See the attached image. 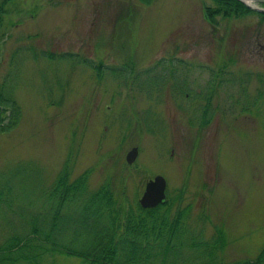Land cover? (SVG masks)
I'll return each mask as SVG.
<instances>
[{"label": "rangeland", "instance_id": "rangeland-1", "mask_svg": "<svg viewBox=\"0 0 264 264\" xmlns=\"http://www.w3.org/2000/svg\"><path fill=\"white\" fill-rule=\"evenodd\" d=\"M211 4H8L0 26V86L4 93L12 88L20 116L0 133V175L21 183L12 221L19 222V213L29 220L47 205L45 192L69 160L71 179L86 170L89 190L108 185L125 205L137 204L146 182L162 175L163 202L187 208L190 226L203 227L206 236L222 228L225 261L256 257L264 246V20L218 18L212 26L203 12ZM128 17L127 31L114 39ZM41 50L81 58L51 60ZM128 52L136 69L163 60L175 73L159 90L126 85L109 68L119 67ZM83 57L92 66L101 62V74ZM4 111L7 123L10 109ZM133 146L138 154L127 164ZM8 227L1 224L0 232L9 235ZM43 264L82 263L55 255Z\"/></svg>", "mask_w": 264, "mask_h": 264}, {"label": "trees", "instance_id": "trees-1", "mask_svg": "<svg viewBox=\"0 0 264 264\" xmlns=\"http://www.w3.org/2000/svg\"><path fill=\"white\" fill-rule=\"evenodd\" d=\"M12 1L0 0V26ZM138 1L148 4L152 0ZM211 2V5L203 6V12L212 26L218 23V18L238 19L256 15L260 21L264 20L263 12L249 9L239 1ZM125 11L126 15L131 12L130 8ZM119 19L117 22L123 21ZM131 19L128 17L122 22L114 39L122 37L120 32L125 34V26L129 27ZM2 38L0 33V41ZM121 48L127 49V46L122 45ZM40 53L51 60L81 58L71 52L56 54L41 50ZM133 58V53H130L119 67H110L112 77L121 79L126 85L141 83L142 88L153 84L154 89L159 90L175 73L173 66L168 71L163 60H158L150 68L136 69ZM81 61L92 64L85 57ZM101 64L91 65L99 75ZM141 79L144 80L139 82ZM158 80H162L160 85L156 83ZM6 108L10 111L7 123H4L2 113ZM19 116L20 109L12 96V88L4 93L0 86V133L12 127ZM202 123L204 125L206 121ZM68 162L45 192L47 205H42V210L33 211L29 220L19 213L21 218L17 223L10 215L15 210L13 207L18 205L15 201L22 199L18 189L21 183L14 185L13 176L5 178L0 175V226L4 223L9 226L7 232H11L7 233L9 235L2 230L0 232V264H43L46 256L55 258V255L77 257L82 264H240L225 261L222 251L226 238L221 227L215 226L213 232L206 236L203 227L194 228L188 224L191 217L188 209H174L171 199L154 208H142L138 203L134 206L123 204L108 185L91 191L88 189V171L71 179ZM2 234L4 237L1 239ZM242 264H264V246L253 260Z\"/></svg>", "mask_w": 264, "mask_h": 264}, {"label": "water", "instance_id": "water-1", "mask_svg": "<svg viewBox=\"0 0 264 264\" xmlns=\"http://www.w3.org/2000/svg\"><path fill=\"white\" fill-rule=\"evenodd\" d=\"M243 3L247 8L257 12L264 13V0H236ZM138 154V147H131L126 155L125 161L127 164H132ZM166 180L162 175H155L152 179H149L144 187L141 197L138 200L139 205L142 208H154L165 199Z\"/></svg>", "mask_w": 264, "mask_h": 264}, {"label": "flooded vegetation", "instance_id": "flooded-vegetation-1", "mask_svg": "<svg viewBox=\"0 0 264 264\" xmlns=\"http://www.w3.org/2000/svg\"><path fill=\"white\" fill-rule=\"evenodd\" d=\"M199 91V89H197V92ZM186 96H188V93L187 94H185Z\"/></svg>", "mask_w": 264, "mask_h": 264}]
</instances>
